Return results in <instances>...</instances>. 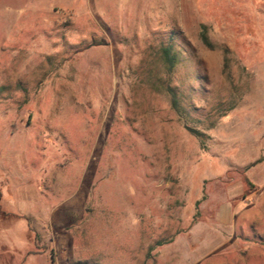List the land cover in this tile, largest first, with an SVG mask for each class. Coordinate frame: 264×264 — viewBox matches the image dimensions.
Masks as SVG:
<instances>
[{"label":"rangeland","instance_id":"rangeland-1","mask_svg":"<svg viewBox=\"0 0 264 264\" xmlns=\"http://www.w3.org/2000/svg\"><path fill=\"white\" fill-rule=\"evenodd\" d=\"M0 264H264V0H0Z\"/></svg>","mask_w":264,"mask_h":264},{"label":"trees","instance_id":"trees-1","mask_svg":"<svg viewBox=\"0 0 264 264\" xmlns=\"http://www.w3.org/2000/svg\"><path fill=\"white\" fill-rule=\"evenodd\" d=\"M200 40H201V42H202V44L204 46L211 47L209 39H208V36H207V33H206V28L204 26H202V30H201V33H200ZM162 57H163L164 61L166 63H168L169 65L174 60V57L170 54V51H169L168 48H164L162 50ZM245 183L250 186L249 181L247 179L245 180Z\"/></svg>","mask_w":264,"mask_h":264}]
</instances>
